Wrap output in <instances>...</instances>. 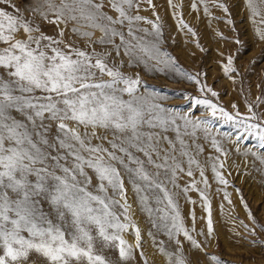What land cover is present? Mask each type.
<instances>
[{"label": "snow or ice", "instance_id": "6c2138e0", "mask_svg": "<svg viewBox=\"0 0 264 264\" xmlns=\"http://www.w3.org/2000/svg\"><path fill=\"white\" fill-rule=\"evenodd\" d=\"M143 3L155 19L139 14ZM209 3L233 24L222 0H194L191 9L203 5L208 17ZM167 4L177 30L203 52L197 31L183 19V4ZM242 6L264 43V0H242ZM155 7L153 0H36L26 17L13 0H0V264H148L137 211L147 216V236L164 264H193L185 242L206 262L227 264L192 235L194 215L193 228L185 226L177 181L191 178L180 192H199L207 231L198 235L211 240V204L194 173L207 187L210 162L214 179L228 187L219 159L228 156L224 143L239 152V141L251 137L264 149V113L254 110L264 97L247 104L246 114L236 104L229 112L214 102L218 93L202 83V74L183 70L165 48ZM219 55L223 75L235 83L238 53ZM145 73L194 84L196 95L178 94L189 108L166 103L169 97L146 83ZM217 122L232 131L220 132ZM206 146L219 155L204 157ZM249 151L264 164V154ZM224 200L231 203L227 192ZM241 203L254 227L240 224L255 235L257 221L242 196Z\"/></svg>", "mask_w": 264, "mask_h": 264}, {"label": "rangeland", "instance_id": "374dc122", "mask_svg": "<svg viewBox=\"0 0 264 264\" xmlns=\"http://www.w3.org/2000/svg\"><path fill=\"white\" fill-rule=\"evenodd\" d=\"M17 7L24 9L26 17L31 15V10L36 5V0H13ZM58 2V0H57ZM194 0H174V3L183 4L181 9L183 19L194 30L197 31L200 44L204 51L194 47V41L190 35L178 31L176 21L173 19V11L169 8L167 0H153L156 6L155 11L160 16L164 25V36L166 39L165 48L177 59L179 66L195 75L201 73L202 83H206L218 93V97L212 98L214 102L224 107L229 112L235 111L232 104L238 106L241 113H247V104H255L258 96L264 97V43L258 41L253 32V27L248 19V14L242 6V0H222L229 7V16L233 20L232 25H227L224 20L229 18L218 8L209 3L210 16L203 14V5L198 4L196 11H192L191 4ZM113 14V13H109ZM140 15L155 19L152 10L146 3L141 5ZM114 15V14H113ZM210 25V27H209ZM149 27L148 25H141ZM48 34H52L51 28L46 26ZM220 32L226 38L221 40L216 33ZM96 35H99L98 33ZM96 36L93 37L95 39ZM174 38V40H173ZM239 39L242 43L237 45L232 42ZM81 43V47H83ZM100 48H97L99 51ZM220 52L226 55H236L234 61L235 67L239 70V76L236 82L223 75ZM126 72L135 73L140 71L139 67L131 69L125 67ZM144 79L149 85L157 87L161 95L169 97L166 101L170 106L178 107L181 111L189 108L188 104L182 102L179 93H188L196 95V86L187 81H179L174 74L168 76L145 73ZM259 85V87H257ZM254 110L264 113V105ZM202 109H197L195 115L199 116ZM214 128L220 132H230L232 129L228 125H222L220 122L214 124ZM224 149L228 156H220L224 161V168L221 169L225 178L229 181V186L225 187L219 184L213 176L210 162L205 168V178L208 186L200 183L199 173H194L197 180V187L202 189L211 204L212 220L214 227V236L211 240H206L205 236L198 235L200 232L206 233V213L203 210L202 201L198 191L189 190L186 195L180 192L191 178L184 176L177 181V202L180 212L184 218L185 226L191 230L193 228L194 215L195 231L192 235L201 243L208 245L207 253L215 255L218 258L227 261V264H264V233L259 231L264 227V164L259 159L251 155L252 152L264 154V149L258 147V141L254 138H242L239 141L240 151L237 152L233 145L225 142ZM217 156L209 146L205 147L204 157ZM204 162L203 157L201 158ZM130 188V185H129ZM239 189L240 194L237 193ZM227 192L231 203L224 200V193ZM133 193L129 191L130 202L133 199ZM241 196L248 205V210L255 217L256 234L250 235L245 232L240 224L247 225L249 229L254 227L252 221L248 219L247 210L241 203ZM193 201L194 203H190ZM135 207V205H134ZM144 233V249L148 258V264H164V259L152 246L147 232L151 225L146 215L137 211L133 217ZM154 231V230H153ZM129 242H133L132 237H128ZM158 240H166L163 235H158ZM253 241L256 243L254 244ZM171 250V248L169 249ZM185 250L190 256L193 264H211V261H205V254L198 249H192L185 242ZM139 259V257H137ZM136 264V261L130 262ZM142 264V262H141Z\"/></svg>", "mask_w": 264, "mask_h": 264}]
</instances>
